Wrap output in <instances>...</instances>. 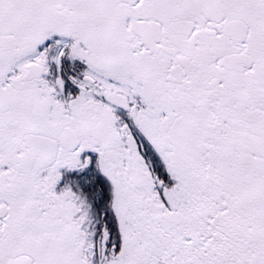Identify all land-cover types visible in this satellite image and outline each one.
<instances>
[{
  "label": "snow or ice",
  "instance_id": "snow-or-ice-1",
  "mask_svg": "<svg viewBox=\"0 0 264 264\" xmlns=\"http://www.w3.org/2000/svg\"><path fill=\"white\" fill-rule=\"evenodd\" d=\"M0 264H264V0H0Z\"/></svg>",
  "mask_w": 264,
  "mask_h": 264
}]
</instances>
